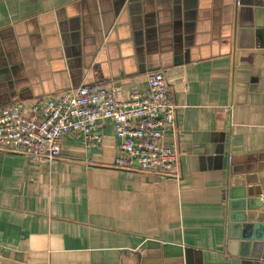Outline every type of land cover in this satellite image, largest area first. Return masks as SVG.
I'll use <instances>...</instances> for the list:
<instances>
[{"label": "crops", "instance_id": "obj_1", "mask_svg": "<svg viewBox=\"0 0 264 264\" xmlns=\"http://www.w3.org/2000/svg\"><path fill=\"white\" fill-rule=\"evenodd\" d=\"M235 1L0 0V110L84 84L125 100L163 72L180 157L178 179L115 167L109 121L100 147L69 134L54 161L0 151L2 264H232L230 189L264 203V48L232 42Z\"/></svg>", "mask_w": 264, "mask_h": 264}, {"label": "built area", "instance_id": "obj_2", "mask_svg": "<svg viewBox=\"0 0 264 264\" xmlns=\"http://www.w3.org/2000/svg\"><path fill=\"white\" fill-rule=\"evenodd\" d=\"M104 121L114 124L119 140L115 167L179 178V153L164 141L176 129L177 106L163 72L148 76L147 94L133 93L125 100L115 87L84 84L29 112L21 102L4 108L0 151L54 161L62 156L61 143L69 134L80 136L88 149L100 147L98 126ZM1 258L0 250V264Z\"/></svg>", "mask_w": 264, "mask_h": 264}, {"label": "water", "instance_id": "obj_3", "mask_svg": "<svg viewBox=\"0 0 264 264\" xmlns=\"http://www.w3.org/2000/svg\"><path fill=\"white\" fill-rule=\"evenodd\" d=\"M233 39L238 44L251 38L264 48V7L246 5L235 1L233 13ZM259 188L246 191L232 187L229 191L227 213L229 221L230 245L239 246V253L233 255L232 264H264V203ZM161 252L164 258H182L183 246L163 243ZM239 259V260H238Z\"/></svg>", "mask_w": 264, "mask_h": 264}]
</instances>
